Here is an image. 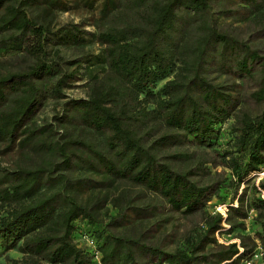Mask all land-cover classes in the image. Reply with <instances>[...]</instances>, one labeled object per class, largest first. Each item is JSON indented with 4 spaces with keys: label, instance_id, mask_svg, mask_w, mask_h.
<instances>
[{
    "label": "trees",
    "instance_id": "trees-1",
    "mask_svg": "<svg viewBox=\"0 0 264 264\" xmlns=\"http://www.w3.org/2000/svg\"><path fill=\"white\" fill-rule=\"evenodd\" d=\"M216 1L243 34L217 22ZM77 4L96 10V31L51 22ZM91 40L101 45V72L89 76L85 96L67 97L89 53L75 62L57 45ZM1 52L0 152L27 160L0 169V264H96L74 241L82 230L94 237L99 264L264 255V178L245 203V185L264 166V0H0ZM46 99L58 108L35 123ZM230 116L227 144L217 148ZM212 198L226 203L225 217L205 209ZM247 207L253 234L217 241L222 220L242 227ZM166 210L201 216L171 248L161 237ZM11 248L20 256L4 254Z\"/></svg>",
    "mask_w": 264,
    "mask_h": 264
},
{
    "label": "rangeland",
    "instance_id": "rangeland-1",
    "mask_svg": "<svg viewBox=\"0 0 264 264\" xmlns=\"http://www.w3.org/2000/svg\"><path fill=\"white\" fill-rule=\"evenodd\" d=\"M212 12L213 16L217 17V22L223 25H240L238 29L241 34L244 33V24L242 22L233 21L229 17H225L221 15V13H217V8L219 7V2H212ZM96 10L87 9L81 5H76L69 9L54 11V13L50 16L51 22H64V21H75L79 25L83 26L85 29L96 31L95 22H96ZM59 53L66 56L69 59H75V62H79L80 59L83 58V55L89 53L88 60H81L80 66L77 71V79L70 84L69 87L64 88L63 92L67 97H80L85 96L88 91V80L89 76L94 72L99 75L101 72L100 63L94 58V53H96L101 45L97 43L95 40H91L90 42L85 43L84 45H72V44H59L57 45ZM5 55L0 53V57ZM209 76L213 78L214 81L220 80L223 76L216 72H210ZM165 79V78H164ZM164 79H160L157 81L156 86L158 87L164 81ZM251 83L248 85L247 82L243 84V88L248 90ZM242 88V86H241ZM246 108L251 111L255 110L254 104L250 101L246 102ZM58 104L57 101L53 99L44 100L41 105L37 108L35 113L33 114L31 120L35 123H41L43 120H52L51 115L57 110ZM231 116L223 122H220V138H217L219 141L215 144V147L219 148L227 144V140L229 139L228 132V124L231 122ZM33 155V154H32ZM34 156V155H33ZM35 157V156H34ZM34 159V158H33ZM27 159L21 157L14 150H10L9 152H0V169L4 167H13L17 163H22ZM217 170L221 169V166H216ZM224 170L226 168L224 167ZM259 178H264V166H262V174L259 173L254 175L253 178L245 185V203H248L250 197L252 195L259 194L256 188L253 186L257 184ZM243 184L241 183L237 188V194L240 193ZM115 191V189H112ZM260 191V190H259ZM233 204L236 203V200L233 199ZM6 205H0V214L4 213ZM206 210H217L222 214L223 217L226 215V203L216 202V199H211L208 201ZM113 209L109 205V202L104 204V206L99 210V218L103 221L107 219V215L112 213ZM255 214V209L251 207H247V215L242 219V227L240 226H232L229 227V224L222 220V227L214 232L216 240L219 242H228V241H238L237 234L248 233L250 235L253 234L254 230L257 228L256 223L253 221V217ZM165 215L168 216V222L166 230H161L162 242L167 245V247L171 248L177 241L184 235L191 231L193 228L201 225V216L199 212H194L192 214H182L178 211H165ZM164 233V234H163ZM163 234V235H162ZM160 236V235H158ZM4 254L9 257H19L20 252L15 248L8 249L4 252ZM4 260V256L0 255V262ZM253 264H264V255H258L254 258Z\"/></svg>",
    "mask_w": 264,
    "mask_h": 264
},
{
    "label": "built area",
    "instance_id": "built-area-1",
    "mask_svg": "<svg viewBox=\"0 0 264 264\" xmlns=\"http://www.w3.org/2000/svg\"><path fill=\"white\" fill-rule=\"evenodd\" d=\"M259 173L262 174V169L257 172V174ZM74 241L78 246L86 249L90 255V258L95 261L96 264H99L100 254L96 246V241L91 234L84 230L79 231L77 236L74 238ZM258 255H261V252L259 250L255 251L250 257L240 259L236 264H253L254 258Z\"/></svg>",
    "mask_w": 264,
    "mask_h": 264
}]
</instances>
